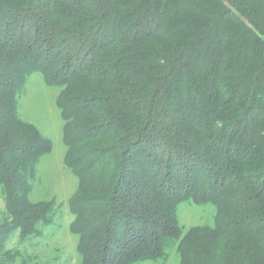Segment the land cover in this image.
Instances as JSON below:
<instances>
[{
	"label": "trees",
	"instance_id": "obj_1",
	"mask_svg": "<svg viewBox=\"0 0 264 264\" xmlns=\"http://www.w3.org/2000/svg\"><path fill=\"white\" fill-rule=\"evenodd\" d=\"M35 72L60 88L83 264H264V0H0V264L58 214L30 199L53 149L19 114Z\"/></svg>",
	"mask_w": 264,
	"mask_h": 264
},
{
	"label": "rangeland",
	"instance_id": "obj_2",
	"mask_svg": "<svg viewBox=\"0 0 264 264\" xmlns=\"http://www.w3.org/2000/svg\"><path fill=\"white\" fill-rule=\"evenodd\" d=\"M59 93V87L48 85L43 73L35 72L27 79L19 98L22 120L36 126L51 141L53 148L38 163L30 199L34 202L54 200L58 207L55 222L45 230L42 239L22 238L19 232H13L6 241L5 248L20 250L26 264H83V257L78 252V236L72 232L74 217L70 210L71 203L79 197L81 184L75 170L65 163V121L57 105ZM72 151L83 152L78 148ZM4 209L5 203L0 191V213ZM215 216L216 209L209 203H182L178 207L179 223L185 229L213 226ZM136 264H180V260L175 249H171L166 261Z\"/></svg>",
	"mask_w": 264,
	"mask_h": 264
}]
</instances>
